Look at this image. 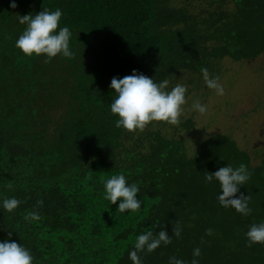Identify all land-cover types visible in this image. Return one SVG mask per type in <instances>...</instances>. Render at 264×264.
<instances>
[{
	"label": "trees",
	"instance_id": "1",
	"mask_svg": "<svg viewBox=\"0 0 264 264\" xmlns=\"http://www.w3.org/2000/svg\"><path fill=\"white\" fill-rule=\"evenodd\" d=\"M175 1L15 0L13 9L0 0V201H22L13 213L0 208V241L24 244L34 264H132L136 236L163 228L172 243L141 253L143 264H168L171 256L190 264L197 247L199 264H264V245L248 247L245 239L253 223L264 222V157L254 164L221 132L189 156L182 139L117 128L110 112L111 79L134 69L159 83L185 71L202 74L225 57L264 55V0H205L216 8L199 13ZM44 8L62 10L72 59L27 57L15 47L26 27L18 15ZM242 163L251 172L240 187L250 198L248 216L222 207L219 184L204 182ZM118 173L140 188L135 214L104 198L102 181ZM34 211L40 219H26ZM178 222L180 238L173 236Z\"/></svg>",
	"mask_w": 264,
	"mask_h": 264
},
{
	"label": "clouds",
	"instance_id": "2",
	"mask_svg": "<svg viewBox=\"0 0 264 264\" xmlns=\"http://www.w3.org/2000/svg\"><path fill=\"white\" fill-rule=\"evenodd\" d=\"M11 8H16L15 0H11ZM63 12L60 8L54 11L44 8L38 14L18 15L20 24L26 25L23 32L15 42V47L27 57L43 55L46 60L57 56L72 59L75 53L70 47L72 32L68 26L61 27ZM203 79L206 87L214 90L217 95H224V86L220 83L218 76L209 74L207 68H202ZM168 81L157 83L153 78L133 70L131 75L123 78L113 77L110 88L115 92V98L110 104V112L116 117L115 126L128 132L143 130L153 121L166 122L169 125H179L183 113V106L186 104L187 85L176 84L171 90H166ZM192 110L201 115L208 111L206 104L199 101L192 104ZM251 178V172L247 165L240 164L233 167L228 164L220 167L214 173L204 176V182L211 184L214 181L219 184L220 191L216 196L219 204L224 208H233L243 216L252 213L249 207V196L240 193V187L245 185ZM104 198L110 205L117 204L120 213H137L143 204L142 199L137 198L140 188L137 183H129L125 174H113L104 179ZM237 193H240L237 196ZM22 203L16 197L4 198L0 201V208L13 213ZM42 206L43 200L37 201ZM32 221L40 219L38 212H31L26 217ZM183 231L179 222L174 225L173 236L180 238ZM213 229L206 230V235H212ZM9 238L12 232L8 233ZM248 247L264 245V222L253 223L245 233ZM172 243V236L166 230L161 229L158 233L152 230L141 232L136 236L134 247L128 253L132 264H143L141 253H152L162 244ZM193 259L190 264H199L198 257L201 256L199 247L193 249ZM0 264H34L32 251L22 243L11 239L0 241ZM168 264H189V262L169 257Z\"/></svg>",
	"mask_w": 264,
	"mask_h": 264
},
{
	"label": "rangeland",
	"instance_id": "3",
	"mask_svg": "<svg viewBox=\"0 0 264 264\" xmlns=\"http://www.w3.org/2000/svg\"><path fill=\"white\" fill-rule=\"evenodd\" d=\"M175 3L177 6H188L195 13L216 8L205 0H176ZM232 7L233 3L227 4V8ZM208 72L219 77L225 89L224 95H217L214 90L208 89L203 74L182 72L169 80L167 86V90H171L176 84L187 85V102L183 106L180 124L174 126L153 121L137 132L159 130L170 138L182 139L189 156L195 155L206 137L219 132L227 133L242 149L249 151L254 164H258L264 157V55L251 60L235 61L230 57L214 60ZM197 101L207 105L205 115L192 110V104ZM52 115L57 119L61 111L52 112ZM189 118L195 122L191 129L183 125Z\"/></svg>",
	"mask_w": 264,
	"mask_h": 264
}]
</instances>
